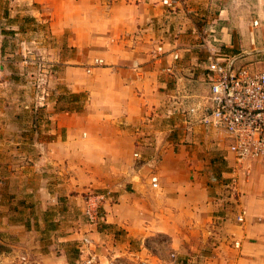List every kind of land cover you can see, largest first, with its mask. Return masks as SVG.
I'll return each mask as SVG.
<instances>
[{
	"label": "crops",
	"instance_id": "1",
	"mask_svg": "<svg viewBox=\"0 0 264 264\" xmlns=\"http://www.w3.org/2000/svg\"><path fill=\"white\" fill-rule=\"evenodd\" d=\"M159 1L111 0L108 8V29H111L110 35L119 39L116 42L117 56L113 61L114 65L105 68L110 70L105 81H98L99 73L91 79L93 84L103 88L109 100L102 102V112L98 117L83 114L74 118L66 114H54L53 105L47 103V108L53 112L48 115V119L54 124L52 133H58L60 129L69 132L66 140L55 137L46 142L30 140L29 135L36 133L34 126L15 125L11 107L19 102L18 105L24 108L22 92L17 94V89L24 88L23 83L27 79L30 66L17 61V58L15 61H7L6 56H12V53H5V50L8 43L26 39L29 33L24 24L26 20L38 23L43 19L42 13L33 7L40 6L50 10L46 13L49 17L46 18L49 20V32L53 38H59L63 31L57 28L56 21L59 18L55 0H13L8 3L6 12L3 9L0 15V58L4 61L0 63V85H5L4 90L0 89V233L12 239V249L20 248V243L14 238L22 240L25 236L33 240V245H45L47 251L36 256V264H68L62 244L80 241L82 237L93 240L94 243L101 237L98 228L87 226L77 219L83 205L82 193L89 188L98 192L106 189L111 193V197L102 204L103 225H112L113 229L124 232L131 238L135 237L137 231L134 220L125 211L143 198L157 196L155 189H159V181L162 180L154 174L155 171L148 169L146 164L141 169L134 167L126 171L120 168L116 154L104 156L103 150H112L117 140L123 139L130 143L131 127L149 114L155 104L156 99L151 90L156 85L165 86L167 75L170 78L171 75L177 76L180 80L183 72H188L190 65L196 64L194 60L199 59L203 65L202 80L207 82V56L199 54L196 47L186 49L188 58H185V50L171 49L173 46L167 37L163 40L164 54L158 59H150V49H154L155 44L160 42L157 36L144 34L148 31L145 26L147 21L161 20L163 13H167L164 17L168 19V28H172L171 34L176 36V33L182 34L187 29L182 10L165 12ZM212 1L186 0V11L206 10L211 7ZM248 1L250 0H238V3L244 4ZM256 2L264 5V0ZM1 4L5 5L4 0H0ZM235 4V0H215V37L212 36V40L219 49V57H240L241 53L230 54L234 53L231 50L233 38H247L248 34L252 36L253 33L259 37L262 34L261 21L257 19H254L257 25L248 20L244 25H236L239 13L230 9ZM223 20H226V25L222 23ZM182 38V35H178V39ZM70 39L72 38L69 36L66 40L67 46L71 45ZM145 41L150 45H144L142 42ZM59 50V45L52 47L47 53L51 57L46 61H51L53 65L59 64ZM171 52L178 53L180 59L173 61ZM238 61L241 63L240 58ZM61 64V80L69 93L86 89L84 86L72 89L71 77L77 68L64 66L66 62ZM257 64L259 63L255 67ZM84 82L89 83L87 80H83ZM145 91L151 93V96H146ZM97 118L100 119L97 130L100 142H103L104 137L109 139L104 142L105 147L99 148L98 142L94 141L77 143L69 140L76 123L88 125L97 121ZM30 123L32 124V120ZM198 129L205 134L203 139L211 148L221 145L226 154L221 159L209 161L210 167L205 160L191 163L188 159H176L172 164L173 171L179 172L180 176L166 184L165 191L170 204H166L167 207L162 212L167 214L165 216L169 220L165 229L171 233L170 246L177 250L179 256L184 253L186 246L190 250L198 246L181 231L185 223L183 215L189 209L188 201L192 195H198L200 201L189 210L195 218L200 217L206 222L203 223L200 241L207 252L202 251L195 255L190 261L191 264H264V183L258 177H252L248 188H242L243 192L238 194L239 207L245 211L243 222L239 223L235 219V209L230 203L235 201L234 198H227L229 182L235 175L232 174L233 170L242 171L255 165V171L261 167V163L236 166L231 155L226 152L229 140L224 131L201 124ZM79 146L90 148L92 154L83 155L79 152ZM34 147L33 156L22 152ZM147 165L150 166V163ZM158 165L162 167L165 163L161 160ZM107 167H114L117 172L113 180ZM153 176L156 177L155 184L150 181ZM113 200L118 203L112 204ZM84 248L89 250L87 246ZM83 258L80 256L79 260L75 259L74 264H83Z\"/></svg>",
	"mask_w": 264,
	"mask_h": 264
},
{
	"label": "rangeland",
	"instance_id": "2",
	"mask_svg": "<svg viewBox=\"0 0 264 264\" xmlns=\"http://www.w3.org/2000/svg\"><path fill=\"white\" fill-rule=\"evenodd\" d=\"M12 1L4 0L5 5H0V15L3 9V12H6L8 3ZM235 1L237 4L231 6L230 9L239 13L236 25H244L247 20L253 22L254 19H257L259 22L261 21L262 34L259 37H256L253 33L252 36L248 34L247 38H233L231 50L234 53L230 54L237 55L241 53V63L256 64L258 62L259 64L256 67L264 69V11L259 10H264V5H258L256 0H250L244 4L242 2L238 3V0ZM110 3L111 0H55L56 14L59 18L56 21L57 28L63 31L59 38H53L49 32V20H46L48 17L46 13L50 10L30 5L42 13L41 17L43 19L35 23L28 18L29 20L24 23L29 29L26 39L15 43L10 42L6 45L5 53H12V56H6L7 61L8 59H14L15 61L17 58V61L20 60L21 63L30 66L27 71V79L23 83L24 88L22 90L17 89V94L22 92L25 102L24 108L18 105L19 102H16V106H12L11 111L15 125L34 126L33 129L36 133L29 135L30 140L32 139L33 142H46L55 137L66 140L69 131L65 132L64 129H60L58 133H52L54 124L48 119V115L53 112L54 114L70 115L74 118L83 114L98 117L102 112V102L106 103L109 100L103 88L100 89V85L93 84L91 79L96 73H99L98 81H105L110 72L109 69L105 68L113 66V61L117 56L116 42L119 39L110 35L109 31L111 29H108ZM185 6L186 3L182 11L179 10L183 12L186 20L185 24L187 25L186 31L182 34L178 31L176 36L171 34L172 28H168V19L164 17L167 13H163L161 20L153 21L151 19L145 24L148 31H145L144 34L149 33L152 36H157L158 42H160L155 44L154 49H150L149 54L152 56L150 59H158L164 54L163 40L167 37L169 41L173 42H170L173 46L171 49L185 50L183 52L185 58H188L186 49L191 46L196 47L197 52L206 57L209 45H215V42H212V36L215 37V0L212 1L211 7L206 10L186 11ZM161 7L165 12H168L163 6ZM119 19L121 20L122 17H119ZM223 21L222 23L226 25V20ZM227 24H229L228 21ZM54 25L56 26V23ZM178 35H182L183 38L178 39ZM69 36L72 38L70 39L71 45L67 46L66 40ZM150 40L153 39L150 38ZM57 41H59V44H57ZM142 43L150 45L148 41ZM56 45L60 46L57 54L59 64L53 65L51 61H46L47 58L51 57L47 53ZM158 47H162L160 52L156 50ZM95 60H100L101 64H95ZM202 60L205 61V59ZM194 61H196V64H191L188 72H183L182 79L179 80V77L172 75L170 78L167 75L165 86L156 85L151 90L156 99L155 104H153L149 114L131 127L129 134L132 139L130 143L123 139L117 140L112 150H103L104 156H110L111 153L117 155L120 168L126 171L134 167L141 169L143 168L142 165L146 164L148 169L155 171L154 174L156 173L162 180V182L159 181V189H155L157 196L143 198L138 204L136 203L125 211L134 220V227L137 231L135 237H127L124 232L121 233L113 229L112 225L98 226L96 228H98L101 237L96 239L94 243H92L93 240H90L92 244L90 243L91 246H87L89 250L84 249L83 252H80L82 248L81 240H78V243L73 241L62 244V250L68 256L71 264H74L75 259L79 260L80 256L84 257L83 263L86 262V259L88 260L89 256H93L92 264H106L108 260H114L116 264H191L190 261L195 255L202 251L207 252L200 241L204 228L203 223L206 222L200 217L195 218L189 210L200 201L198 195H192L191 200L194 202L188 201L189 209L183 215V222L185 223L181 230L185 236L197 243L198 246L193 247V250L186 246L181 256L177 254L176 249L170 246L171 233L165 229V225L169 220L165 216L166 213H162L165 207L170 204V200L166 196L165 186L173 178L177 180L180 176V173L174 172L172 167L176 159H188L191 163L205 160L207 166L210 167L209 161L221 159L222 155L226 154L221 145L211 148L209 143L203 139L205 134L198 129L200 126L198 119L207 105L208 82H204L201 77L203 72L202 61L199 59ZM2 62L4 61L0 58V63ZM63 62H66L64 66L77 68L71 77L72 89H78L82 86L86 89L69 93L61 80L63 71L61 63ZM189 77L191 79H187ZM83 80H87L89 83H83ZM4 88L5 85H0L1 90H4ZM70 94L80 95L76 104L72 103L71 98H69ZM145 95L151 96V93L145 91ZM60 97L63 99L61 100ZM47 103L53 105V112L47 108ZM77 106L78 111H73L72 108ZM97 119V121H93L88 125L76 123L69 140L77 143L94 141L98 142L99 148L105 147L104 142L109 141V139L104 137L103 142H100V135L97 134L100 119ZM31 120L32 124L30 123ZM79 148V152L85 156L92 154L90 148L85 146H79ZM34 149L35 147L33 149L27 148L22 152L33 156L35 155ZM135 153L138 154L137 158L133 156ZM161 160L164 161L165 165L159 167L158 163ZM148 163H150V166L147 165ZM230 164L232 163L230 162ZM260 166L263 170L258 168L254 171L255 165L242 171L238 170L239 173L237 170H233L232 174H235L234 186L231 180L229 184L236 187L238 194L243 192L242 188H248L252 177H258L263 184L264 165L261 164ZM107 171L110 172L109 175L113 180L117 173L115 168L107 167ZM157 172H160V174H157ZM229 172H231V168ZM104 191L108 190L104 189ZM92 193L100 192L89 188L82 193V198L86 194ZM229 197L232 198L230 194L227 198ZM234 202L231 201L230 203L235 209ZM116 203H118L116 200L112 201V204ZM14 240L20 243L19 249H12L10 247L12 239L0 233V263L36 264L34 262L36 256L47 251L45 245L38 243L33 245L31 243L33 240L27 236L23 237L22 240L17 238H14ZM172 254L175 255V258L171 257Z\"/></svg>",
	"mask_w": 264,
	"mask_h": 264
},
{
	"label": "built area",
	"instance_id": "3",
	"mask_svg": "<svg viewBox=\"0 0 264 264\" xmlns=\"http://www.w3.org/2000/svg\"><path fill=\"white\" fill-rule=\"evenodd\" d=\"M185 3L186 0H160L161 6L170 12L182 10ZM253 25H257V21H253ZM156 50L160 52L162 47ZM218 54L219 49L210 44L206 59L207 105L198 123L226 133L229 140L226 152L231 155L236 166L257 162L264 165V69L255 67V63H239L240 57H219ZM171 59L178 61L179 54L171 52ZM95 64H101V61L95 60ZM133 156L137 158L138 154ZM234 179L233 176V186ZM150 181L155 184L156 177H151ZM228 190L235 200V219L239 223L243 222L245 211L239 207L236 188L229 184ZM110 197L109 191L86 194L83 197L80 215L85 225L96 227L103 222L102 204ZM90 243L88 238L82 237L80 252ZM171 257L175 258V255L172 254ZM93 260L94 257L89 256L83 264H92ZM106 264L116 262L108 260Z\"/></svg>",
	"mask_w": 264,
	"mask_h": 264
},
{
	"label": "trees",
	"instance_id": "4",
	"mask_svg": "<svg viewBox=\"0 0 264 264\" xmlns=\"http://www.w3.org/2000/svg\"><path fill=\"white\" fill-rule=\"evenodd\" d=\"M79 97H80V95H78V94H70V95H69V98H71V101H72L73 104H76V103L79 101ZM60 99L62 100L63 98L60 97ZM72 110H73V111H78V106L72 108ZM78 218H79V219H78ZM77 219H78L81 223H82V222L85 223L83 217H81V215H80V212H79V214H78ZM103 224H104V223L102 222V223H100L99 225H97L96 227H98V226H104ZM77 249H78V248H77ZM78 250H79V249H78ZM67 257H68V256H67ZM68 264H71L69 258H68Z\"/></svg>",
	"mask_w": 264,
	"mask_h": 264
},
{
	"label": "water",
	"instance_id": "5",
	"mask_svg": "<svg viewBox=\"0 0 264 264\" xmlns=\"http://www.w3.org/2000/svg\"><path fill=\"white\" fill-rule=\"evenodd\" d=\"M0 264H2V263H0Z\"/></svg>",
	"mask_w": 264,
	"mask_h": 264
}]
</instances>
